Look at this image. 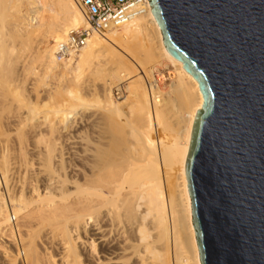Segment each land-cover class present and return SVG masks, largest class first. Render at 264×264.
Wrapping results in <instances>:
<instances>
[{
    "label": "bare ground",
    "instance_id": "1",
    "mask_svg": "<svg viewBox=\"0 0 264 264\" xmlns=\"http://www.w3.org/2000/svg\"><path fill=\"white\" fill-rule=\"evenodd\" d=\"M5 1L0 0L2 18L5 17L4 12H7V8L6 11L2 9V3L4 2L5 6ZM14 1L13 9L16 13L20 14L22 5L24 9L27 5L28 10L17 18L21 21L13 24V30L17 29L26 37L45 26L50 29L49 38L54 44L48 43L40 52L42 58L46 57L50 72L59 70L63 76H72L75 79L87 70L92 72L95 68L100 76L102 72L105 74L102 75L104 81L98 89L102 111L86 119L89 122L92 118L94 123L100 117L97 121H100L101 125L96 123L95 128L92 126L95 129L92 130V135H96L94 142L85 145L86 143L80 141L82 138L76 133L78 131H71V124L76 123L78 118L77 115L75 118L76 112L62 113L58 125H51L53 129H50L54 133L57 132L56 135L62 136L49 135L48 131L51 130H45L49 137L54 136L55 141L62 137V140L58 139L60 142L43 145L44 148L41 149L44 151H41L40 147L43 146H40L41 143L36 138L40 147L34 146L38 152L34 148L32 151L41 154L43 158L40 160H43V166L47 169L44 170V196H41V193L37 196L39 192L34 193L37 199L33 201V197L29 199L25 196L21 186V196L14 198L9 195L6 201L0 189L2 235L3 229L9 227L7 233L10 231V239L16 238V235L18 239L21 237V227H12V215L16 220L24 218L26 223L38 217L40 224L45 223V228L50 227L47 229V235L52 236L54 231L59 230L62 234L60 236L64 238L61 239L64 245L60 264H84L86 261L81 259L83 256L79 252V245L87 252L88 264H201L192 222L186 163L195 118L203 106L204 99L197 80L183 68V62L174 58L167 50L152 8L129 24L104 36L93 35L77 55L60 62L55 56V46L65 42L71 30L88 26L78 2ZM158 66L173 68V73L170 74L171 84L166 89L161 86L163 79H159L154 71ZM100 68L102 69L99 71ZM153 71L155 80L152 78ZM122 86L124 92L125 89L128 90L129 96L124 94L119 98L123 99L122 102H118L114 99L113 92ZM127 103L133 118L128 121L125 119L127 123H123L117 119L122 115H117L122 114L121 108ZM125 124L129 126H126L127 128H131L129 132L124 128ZM45 138L47 139V136ZM8 151L1 158L6 167L11 161ZM29 165L27 167H30ZM8 173H2L6 187ZM35 241L32 243L35 244ZM32 246L26 248L28 264L55 263V260H48L49 257L53 258L50 253L48 254L51 256L42 261L40 253ZM12 262L14 264L16 260Z\"/></svg>",
    "mask_w": 264,
    "mask_h": 264
},
{
    "label": "water",
    "instance_id": "2",
    "mask_svg": "<svg viewBox=\"0 0 264 264\" xmlns=\"http://www.w3.org/2000/svg\"><path fill=\"white\" fill-rule=\"evenodd\" d=\"M204 102L186 163L201 264H264V0H149Z\"/></svg>",
    "mask_w": 264,
    "mask_h": 264
},
{
    "label": "rangeland",
    "instance_id": "3",
    "mask_svg": "<svg viewBox=\"0 0 264 264\" xmlns=\"http://www.w3.org/2000/svg\"><path fill=\"white\" fill-rule=\"evenodd\" d=\"M41 2L44 3V0H41ZM3 4H4V2L2 3V9H5L4 11H6V8H7L8 13L4 12L5 17L4 18L0 17V32H1L0 33V134H1L0 135V144H1L0 145V147H1L0 148V154L2 152V154L0 155V166H1L0 167V186H1L0 189H1V192L4 194V198L6 199V201H8V198L10 196L14 197V198H19V196H21L22 187H23V190H24L23 192L25 193V196L28 197L29 199H31L33 197L32 199L34 201L37 199V197L35 196L34 193L39 192V193H37V196L40 193H41V196H44V177L46 175L44 173L45 172L44 170H47V169L44 168V166H43L44 165L43 160H40L43 158V157L41 158V156H40L41 154L34 153V151H32V149L34 148V146L35 147L39 146L40 143H41L40 146H43V145L47 146L50 143L54 144V143L60 142L59 141L60 138L62 140V137H59L58 138L59 140L56 139V141H55L54 136L58 137L59 135L60 136H62V135L61 134L56 135L57 132L54 133L51 129H53L52 128L53 125H56V124L58 125V123L60 122L59 120L62 119V115H63L62 113H64V112H67V113L68 112L69 113L76 112L77 114L75 113V118L77 116H78V118H80L79 120L77 118L76 123L71 124V128H70L71 131H75V130L78 131L76 133H78L81 136L80 139L82 138L80 141L83 144L86 143L85 145H87V144L91 145L90 142H92V143L94 142L93 139H95L94 137L96 135H92L93 131H95V129H93V127L96 125V123H97V125L101 123L100 121L99 122L97 121L100 119V117L97 120H95L94 123H93L94 120L92 118L89 122L86 119L92 117L94 114L95 115L99 114L102 111L101 103L98 100V89H100V87H101L100 84H102L104 81V77H102V75H104L105 73L102 72L101 76H100V74L97 73L98 72L97 68H95L92 70V72L90 70H87L82 76H80L78 79H75L72 76H67V77L63 76V73L59 70L50 72L49 68L47 66L46 57L42 58V56L40 54L42 48L45 47L48 43L54 44L53 40L51 38H49V36L51 35L50 29L45 26V27L41 28L39 31L34 32L35 34L32 33L31 35H28L26 37L23 36L21 33H19L17 31V29L13 30V24L17 21H21V20H17V18H19L21 14L25 13L26 10H28L27 5L25 6V9H24V6L22 5V7H21L22 9H21V12L19 14V13H16V11H14V9H13V7H15V5H14L15 1L14 0H6L5 6ZM6 14H9V15L6 16ZM101 69L102 68H100L99 71ZM154 71L156 74H158L159 79H163L161 82V84H162L161 86L164 89H166V87H168L171 84L170 79H171L172 75H170V74L173 73L172 72L173 68L170 66H160V67L158 66L156 68V70H154ZM154 71L152 73L153 80H155ZM139 72L140 71L138 70V73ZM149 79L151 81H153L151 78H149ZM125 85H126V83H125ZM125 88H126V86H125ZM21 94H23V95H21ZM124 94H125V96H129V92L127 89H125V92H123V95ZM16 96H19V97H16ZM113 96H114V99L116 101L122 102L123 99L122 98L119 99L120 97L116 96V90H114ZM126 106H124V105H123V107L121 106L122 107L121 109L123 112H122V114L117 115V116L122 115L121 118L117 117V119L119 118L118 120L122 121L123 123L126 122L125 119L128 121V120H131L133 118V116H132L133 114L130 111L131 109L129 108L130 106L128 105V103ZM128 115H131L132 117L131 118L127 117ZM25 116H26V118H25ZM21 118H23V119H21ZM83 120H85L86 122ZM55 121H56V123H55ZM16 122L18 124L19 123H21V124L17 125ZM30 122H31V124H30ZM36 122L38 124L39 123L40 124L36 125ZM42 123H44V124H42ZM49 123H51V124H49ZM53 123H55V124H53ZM32 124H33V126H32ZM34 125H36V126H34ZM51 125H52V127H51ZM100 125L98 127H100ZM5 126H6V128H5ZM28 126L30 128H28ZM126 126L129 127L127 124H125L124 125L125 129L127 128ZM36 127H38V129ZM98 127H96V129H98ZM30 129H32V130H30ZM49 129L51 131H48ZM130 129L131 128H127L126 130L129 132ZM45 130L50 132L49 135H53V134H55V135L52 137L51 136L49 137V135L46 134L48 132ZM127 131L125 133H127ZM39 134H41V135H39ZM42 135L47 136L48 140L45 138V136H42ZM20 136H21V138H19ZM36 138L38 139V141H40V143H37L38 141L36 140ZM49 138H50V140H49ZM127 139H129L128 136H127L126 140ZM45 141H46V144H45ZM2 142H4L5 144ZM42 142H43V144H42ZM31 143L33 144V146ZM28 144L31 147H29ZM37 144H39V145H37ZM5 145L7 148L9 146L10 149L9 148L6 149ZM20 146H21V148H20ZM44 146L40 147L41 151L42 150L44 151V149H41V148H44ZM3 148L6 150H4ZM7 151H8V156H10L9 157L10 160L11 161L14 160L13 163L11 161H9L10 163L8 165L10 166L12 164L10 167L7 166L10 169V171H7L9 169H7V167L3 164L2 159H1V158H3L4 153H7ZM30 151H32L33 155ZM35 151H36V149H35ZM9 152H11V153H9ZM15 152H16V154H14ZM22 152L24 154H21ZM36 152H38V151H36ZM29 158H30V160H29ZM39 160L42 163H40ZM1 162H2V164H1ZM15 162H16V164H15ZM39 163H40V165H37ZM24 164H26V165H24ZM3 165L6 168H4ZM28 165L30 167H27ZM33 167H34V169H33ZM40 167H42L44 169H42ZM21 168H22V170H21ZM38 168H40V169H38ZM4 171L6 173L9 172L7 174V176H8V178H7L8 180H7V184H6L7 187L5 186V180L3 179V174L5 173ZM32 172H34L35 174H33ZM41 172H43L44 175ZM46 172H48V171H46ZM30 173H31V175H30ZM16 175H18V176L16 177ZM33 176H34V178H33ZM26 179H28V180H26ZM35 180H36V182H35ZM22 183H24V184L22 185ZM33 187L37 188V189H33ZM7 188H8V191H7ZM32 189L34 192H32ZM35 190H36V192H35ZM37 190H39V191H37ZM7 192H9V193H7ZM31 194H32V196H31ZM15 196H17V197H15ZM34 196L36 198H34ZM23 219L24 218H18L16 220L15 217L13 218V215L11 218V224H12V227L14 226L13 227L14 229L17 228L16 226L21 227L20 229L22 230V234H21V237H19V239L17 238V235H16V238H13L14 241H13V239H10V238H12V236H10L11 235L10 231H8V233H7V229L9 227H6L3 229L4 230L3 235H2V232L0 231V245L2 244L0 246V264H10V263L13 264V262H12L13 260H16V262L14 264H28L29 262H27L28 260H26V259H28L29 256H28V251L26 248L29 246H32V245L34 246V248H36V250H38L37 252L40 253L39 255H40V257H42V261L45 260V257L47 260V257L52 255L51 257H53V258L49 257L48 260H50V261L55 260L54 264H60L61 263V257H62L61 254H62L63 245H64V241L61 240V239L64 240V238L62 236H60V235H62L60 233V231L56 230V232L54 231L52 233V236H51V234L49 236V235H47L49 233L48 232L49 230H47V229L50 227L48 226V228H45V226L47 227V225L45 223L40 224L41 220H39V222H38V219H39L38 217H37V219L36 218L32 219L31 221H33L34 223L30 221L31 224L29 223V221H28L29 224L26 223L27 220H23ZM21 221L23 222V224ZM55 222H57V221H55ZM55 222H54V224H55ZM39 224H40V227L38 226ZM23 229H25V230H23ZM27 230H29V231H27ZM34 230H35V232H34ZM25 231H26V233H25ZM58 231L60 233L59 235L57 233ZM36 233H37V235H35ZM32 234H33V236H32ZM54 234L55 235L57 234V235L54 236ZM21 238H22V240H21ZM31 239H33V240H31ZM17 240H19V241H17ZM29 240H30L31 245L29 243ZM50 240H51V244H49ZM32 241H35V244L32 243ZM52 241H53V243H52ZM3 242H4V244H3ZM13 242H15V243L13 244ZM16 244H17V246H16ZM47 247H48V249H47ZM42 248H43V250H42ZM80 248L81 247L79 245V248H78L79 252H80L81 256L84 257V258L81 257V259H83V262L88 261V263H89L88 256L86 255L87 252H85L84 250H82V248L81 249ZM44 252H45V254H44ZM48 253H50L51 255H49ZM6 260H8V261H6ZM86 262H84V264H88Z\"/></svg>",
    "mask_w": 264,
    "mask_h": 264
},
{
    "label": "built area",
    "instance_id": "4",
    "mask_svg": "<svg viewBox=\"0 0 264 264\" xmlns=\"http://www.w3.org/2000/svg\"><path fill=\"white\" fill-rule=\"evenodd\" d=\"M84 12L87 27L71 30L65 42L55 46L58 61H67L84 48L93 35L104 36L150 10L149 0H76ZM123 86L116 96L123 95Z\"/></svg>",
    "mask_w": 264,
    "mask_h": 264
}]
</instances>
